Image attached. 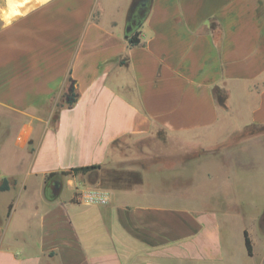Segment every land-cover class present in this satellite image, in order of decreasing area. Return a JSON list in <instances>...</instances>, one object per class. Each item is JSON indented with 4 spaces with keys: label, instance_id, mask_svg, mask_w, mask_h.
I'll use <instances>...</instances> for the list:
<instances>
[{
    "label": "crops",
    "instance_id": "crops-1",
    "mask_svg": "<svg viewBox=\"0 0 264 264\" xmlns=\"http://www.w3.org/2000/svg\"><path fill=\"white\" fill-rule=\"evenodd\" d=\"M134 1L0 0V112L20 124L0 264H226L234 227L264 263V138L232 137L264 127V0H149L132 46ZM161 130L139 183L71 172ZM93 188L109 202H85Z\"/></svg>",
    "mask_w": 264,
    "mask_h": 264
},
{
    "label": "rangeland",
    "instance_id": "rangeland-1",
    "mask_svg": "<svg viewBox=\"0 0 264 264\" xmlns=\"http://www.w3.org/2000/svg\"><path fill=\"white\" fill-rule=\"evenodd\" d=\"M10 114L0 112V144L5 146L0 149V172L2 174L9 173L15 167L13 166V157L16 153L12 151L14 139L20 130V124L16 122ZM249 136L256 138H264V127L251 126L237 134L232 135L233 138H247ZM166 133L164 131L155 132L153 135L134 137L129 136L115 142L111 149V158L105 167V170H95L89 176V179L98 180L103 186H117L122 183H139L142 181V170L150 164L161 161L165 156L166 150ZM177 159H186L189 155L175 154ZM18 168V167H16ZM4 195L0 192V209L4 203ZM237 228L233 230V247L229 244L230 236L225 233V244L233 250L231 258L226 264H260V256L251 257L247 254V248L241 247L239 243L240 236ZM241 242V241H240ZM232 247V248H231ZM243 248V249H242Z\"/></svg>",
    "mask_w": 264,
    "mask_h": 264
},
{
    "label": "trees",
    "instance_id": "trees-1",
    "mask_svg": "<svg viewBox=\"0 0 264 264\" xmlns=\"http://www.w3.org/2000/svg\"><path fill=\"white\" fill-rule=\"evenodd\" d=\"M149 7H150V3L148 2L145 9L141 6L139 8H137V7L134 8L133 5L129 9L127 25L131 26V29H130V31L126 32V36H127L129 44L132 46H134V45L138 46L141 43V36L140 35H141V31H142V25L145 21L146 14H147ZM142 8H143V10H142ZM124 63H125V59H121V64H124ZM215 94L217 97V101L220 104H222V106H225L227 94L219 87H217L215 89ZM76 95L77 94L75 92V87L72 86L70 89V94L67 95V102L69 103V105H71L75 102ZM98 168H100V165H97V164L90 165V166L86 165V166L73 168L71 172L73 174L86 173L88 171L90 172V171L96 170ZM61 173L65 174V173H67V171H62L60 173L59 172L50 173L47 177V180L49 181V179H51L55 176H58ZM7 181L8 180L5 179L4 181L0 182V189L1 190H7L9 188ZM10 208H11V205H10ZM244 237H245L246 247L248 250L247 253H248V255L251 256L254 253L253 244H252V240L249 236V233L246 230L244 231Z\"/></svg>",
    "mask_w": 264,
    "mask_h": 264
},
{
    "label": "built area",
    "instance_id": "built-area-1",
    "mask_svg": "<svg viewBox=\"0 0 264 264\" xmlns=\"http://www.w3.org/2000/svg\"><path fill=\"white\" fill-rule=\"evenodd\" d=\"M82 198L88 204H104L109 202V193L102 188H93L83 191Z\"/></svg>",
    "mask_w": 264,
    "mask_h": 264
},
{
    "label": "flooded vegetation",
    "instance_id": "flooded-vegetation-1",
    "mask_svg": "<svg viewBox=\"0 0 264 264\" xmlns=\"http://www.w3.org/2000/svg\"><path fill=\"white\" fill-rule=\"evenodd\" d=\"M148 2H149V0H139L137 8H139L141 6V7H143L145 9V7L148 4ZM143 8H142V10H143ZM57 182L58 181L54 182V184L52 185V190L58 185Z\"/></svg>",
    "mask_w": 264,
    "mask_h": 264
},
{
    "label": "water",
    "instance_id": "water-1",
    "mask_svg": "<svg viewBox=\"0 0 264 264\" xmlns=\"http://www.w3.org/2000/svg\"><path fill=\"white\" fill-rule=\"evenodd\" d=\"M138 3H139V0H135L134 1V3H133V7L135 8V7H137L138 6ZM130 29H131V26H128L127 27V31H130ZM58 185L53 189V192H55L56 191V189H58Z\"/></svg>",
    "mask_w": 264,
    "mask_h": 264
}]
</instances>
